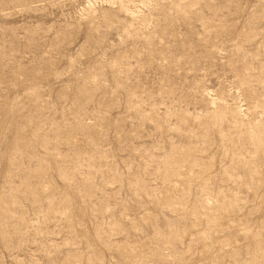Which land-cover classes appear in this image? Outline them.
<instances>
[{
    "label": "rangeland",
    "instance_id": "1",
    "mask_svg": "<svg viewBox=\"0 0 264 264\" xmlns=\"http://www.w3.org/2000/svg\"><path fill=\"white\" fill-rule=\"evenodd\" d=\"M0 264H264V0H0Z\"/></svg>",
    "mask_w": 264,
    "mask_h": 264
}]
</instances>
